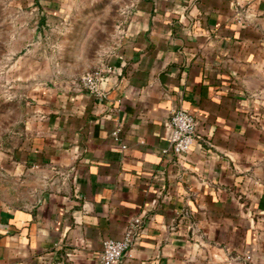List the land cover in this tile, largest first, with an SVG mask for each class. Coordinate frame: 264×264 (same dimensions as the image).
Segmentation results:
<instances>
[{
    "label": "crops",
    "instance_id": "1",
    "mask_svg": "<svg viewBox=\"0 0 264 264\" xmlns=\"http://www.w3.org/2000/svg\"><path fill=\"white\" fill-rule=\"evenodd\" d=\"M125 5L105 97L38 99L0 160V264H101L135 218L117 264H264V0ZM173 109L196 120L181 154Z\"/></svg>",
    "mask_w": 264,
    "mask_h": 264
},
{
    "label": "rangeland",
    "instance_id": "2",
    "mask_svg": "<svg viewBox=\"0 0 264 264\" xmlns=\"http://www.w3.org/2000/svg\"><path fill=\"white\" fill-rule=\"evenodd\" d=\"M127 2L64 0L66 6L46 12L0 0V160L22 137L38 99L79 85L84 72L105 62Z\"/></svg>",
    "mask_w": 264,
    "mask_h": 264
},
{
    "label": "built area",
    "instance_id": "3",
    "mask_svg": "<svg viewBox=\"0 0 264 264\" xmlns=\"http://www.w3.org/2000/svg\"><path fill=\"white\" fill-rule=\"evenodd\" d=\"M110 69L101 65L84 72L80 76L79 86L101 100L105 97L100 84L107 78ZM171 149L175 154L188 150L194 140L196 120L194 116L182 109L171 110L167 122ZM117 138V130L112 133ZM140 220L135 218L126 229L121 239L107 238L102 243L101 264H117L124 252L131 245Z\"/></svg>",
    "mask_w": 264,
    "mask_h": 264
}]
</instances>
